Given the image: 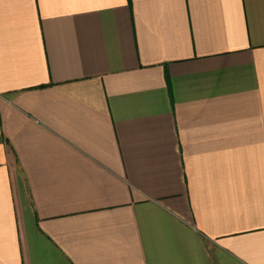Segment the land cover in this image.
I'll return each mask as SVG.
<instances>
[{
  "label": "crops",
  "instance_id": "obj_1",
  "mask_svg": "<svg viewBox=\"0 0 264 264\" xmlns=\"http://www.w3.org/2000/svg\"><path fill=\"white\" fill-rule=\"evenodd\" d=\"M0 264H264V0H0Z\"/></svg>",
  "mask_w": 264,
  "mask_h": 264
}]
</instances>
